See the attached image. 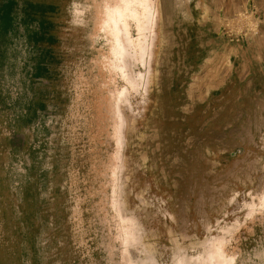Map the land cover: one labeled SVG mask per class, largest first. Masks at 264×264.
<instances>
[{
	"label": "rangeland",
	"instance_id": "1",
	"mask_svg": "<svg viewBox=\"0 0 264 264\" xmlns=\"http://www.w3.org/2000/svg\"><path fill=\"white\" fill-rule=\"evenodd\" d=\"M130 1L0 0V264H264V0Z\"/></svg>",
	"mask_w": 264,
	"mask_h": 264
},
{
	"label": "bare ground",
	"instance_id": "2",
	"mask_svg": "<svg viewBox=\"0 0 264 264\" xmlns=\"http://www.w3.org/2000/svg\"><path fill=\"white\" fill-rule=\"evenodd\" d=\"M125 11V13L116 11L114 19L112 17L115 36L114 45L117 49L116 51L119 56L118 59L121 63V67L127 71L126 81L137 91L145 87V81L147 76L150 74V60L152 58L153 50L152 44H154L152 37L156 34H153L151 37L147 35L152 31L156 18L158 19L157 9L150 0H131L129 5L126 6ZM129 19L133 21L135 26V30L137 32L136 40H133L131 37L130 29L126 21ZM132 73H134V75H132ZM123 96L124 95L122 94L121 97L123 98ZM138 237L140 236L138 235ZM138 237L137 239L139 240ZM135 263H137L136 260ZM141 264L148 263H146V261H142ZM176 264H219V257L217 258V256L213 255V252L209 250L206 251L205 255L201 259H196L194 257L185 258L182 256L178 259Z\"/></svg>",
	"mask_w": 264,
	"mask_h": 264
}]
</instances>
